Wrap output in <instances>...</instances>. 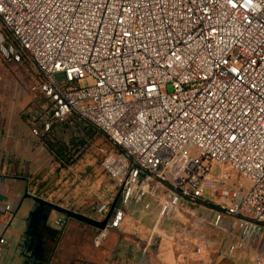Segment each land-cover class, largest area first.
<instances>
[{"label":"built area","instance_id":"2783aa9c","mask_svg":"<svg viewBox=\"0 0 264 264\" xmlns=\"http://www.w3.org/2000/svg\"><path fill=\"white\" fill-rule=\"evenodd\" d=\"M0 19V54L30 58L51 118L112 145L101 167L119 207L96 245L132 203L161 218L200 203L223 233L198 237L200 247H224L225 259L254 251L264 237V0H0ZM212 163L249 180L248 194L225 188Z\"/></svg>","mask_w":264,"mask_h":264},{"label":"rangeland","instance_id":"374dc122","mask_svg":"<svg viewBox=\"0 0 264 264\" xmlns=\"http://www.w3.org/2000/svg\"><path fill=\"white\" fill-rule=\"evenodd\" d=\"M2 30L4 25L0 19ZM39 80V73L28 56L15 63L0 54V128L10 125L18 130L19 127L17 136L12 132L7 137L5 176L24 179L32 196L102 221L118 197L116 184L101 167L112 145L92 128L87 127L86 135L84 128L88 125L81 121L55 122L49 113L48 101L33 91ZM92 83L91 79L80 82L82 87ZM44 123L50 124L48 132L42 129ZM81 140L86 145L65 164L47 147L48 142L62 141L69 145ZM212 174L224 180L225 188L242 189L244 195L251 189L250 181L229 165L212 163ZM211 195L208 190L205 197L211 198ZM213 202L217 204L219 199ZM118 203L117 199L119 207ZM123 210V224L109 229L100 245L95 244L100 231L69 221L51 264H255L257 257L264 264V237L248 256L238 254L232 259L220 258L224 247L205 251L197 244V238L203 235L213 242H220L223 236L213 225L214 213L207 205L189 204L162 218L156 205L147 207L135 202ZM23 215L24 210L13 219L14 223L9 226L5 222L1 228L0 238L6 239L12 248L22 233L27 217ZM61 217L58 213L52 214L53 220ZM9 260L4 257L0 264H10ZM14 261L22 264L17 252Z\"/></svg>","mask_w":264,"mask_h":264},{"label":"flooded vegetation","instance_id":"af4514ba","mask_svg":"<svg viewBox=\"0 0 264 264\" xmlns=\"http://www.w3.org/2000/svg\"><path fill=\"white\" fill-rule=\"evenodd\" d=\"M35 208L36 214L25 223V231L15 247V252L18 253L22 264H51L54 260L56 247L60 244L63 236L64 228L69 221L75 220L65 217L58 218L64 222L63 227H58L55 224L56 219H52L53 211H50L46 206L37 207L34 205L33 209Z\"/></svg>","mask_w":264,"mask_h":264},{"label":"crops","instance_id":"0c3cea01","mask_svg":"<svg viewBox=\"0 0 264 264\" xmlns=\"http://www.w3.org/2000/svg\"><path fill=\"white\" fill-rule=\"evenodd\" d=\"M12 132L14 133V136H17L19 133V127L18 130H15V127L10 125H4L0 128V178H6L4 184H0V234L2 231L1 228L5 222H9L10 226L12 223H14L13 219H15L22 210H24L23 216H28L27 214L30 212L33 204L31 200H24V196L28 191L26 181L17 177L11 176L7 178L5 176L4 171L7 169L6 166H8L7 159L5 158V150L8 146L7 137L11 136ZM23 228H25V223ZM19 240L20 239H18V243ZM17 244L12 248L8 242V244L5 246L3 258L6 257L7 259H10V264H15V247ZM2 259H0V261Z\"/></svg>","mask_w":264,"mask_h":264},{"label":"water","instance_id":"95a60500","mask_svg":"<svg viewBox=\"0 0 264 264\" xmlns=\"http://www.w3.org/2000/svg\"><path fill=\"white\" fill-rule=\"evenodd\" d=\"M119 198V195L117 197V199ZM117 199L115 201V203L112 205L110 211L108 212L106 218L102 221H97L95 219L89 218L85 215L82 214H78L76 212L64 209L62 207H59L57 205H54L52 203L46 202L41 200L40 198H37L35 196H32L31 194L28 193V191L26 192L25 196H24V200H31L33 202L32 207L30 209V212L28 214V216L26 217L24 223H27L32 216H34L36 214V208H34V205H36L37 207H48L50 209V211H53L55 213H58L60 215H62L63 217L67 218V219H72L75 220L79 223H82L84 225H87L89 227H92L98 231H104L107 228L108 222L113 214L114 208L116 206L117 203ZM25 231V228H23V232L21 234V237L23 235ZM21 237L19 239H21ZM20 241V240H19Z\"/></svg>","mask_w":264,"mask_h":264},{"label":"trees","instance_id":"16d2710c","mask_svg":"<svg viewBox=\"0 0 264 264\" xmlns=\"http://www.w3.org/2000/svg\"><path fill=\"white\" fill-rule=\"evenodd\" d=\"M87 126L84 128L86 135H88ZM86 144L84 141L72 142L69 145L62 141H58L55 144H50L48 142L47 147L49 151L55 155V157L63 164L68 163L69 159H72V156L79 151L81 147H84Z\"/></svg>","mask_w":264,"mask_h":264}]
</instances>
